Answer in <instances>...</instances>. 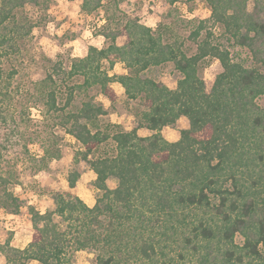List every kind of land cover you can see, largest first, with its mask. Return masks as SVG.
I'll list each match as a JSON object with an SVG mask.
<instances>
[{
	"label": "trees",
	"instance_id": "trees-1",
	"mask_svg": "<svg viewBox=\"0 0 264 264\" xmlns=\"http://www.w3.org/2000/svg\"><path fill=\"white\" fill-rule=\"evenodd\" d=\"M48 1L0 0L1 101L10 96L16 73L3 70V58L31 37L33 24L24 8L47 9ZM204 1L210 15L192 20V54L170 24L153 28L137 14L128 17L124 0L81 1L79 9L86 13L106 7L108 23L100 32L106 44L89 45L68 70L54 67L63 85L82 77L80 83L65 84L61 106L55 74L33 87L47 111L59 113V124L81 144L73 160L85 161L94 172L95 202L89 206L75 192L80 176L75 169L66 172L64 187L59 180L38 185L37 192L49 195L54 206L43 212L28 206L31 238L22 248L11 244V230L2 231L0 253L6 264H71L74 252L83 249L95 251L94 264H264V105L257 103L264 96V0ZM215 26L220 37L211 30ZM222 38L246 48L252 64L234 60ZM206 58L221 66L209 91L198 68ZM117 62L126 72L110 74ZM166 63L178 73L174 88L151 75ZM113 82L123 87L126 98L145 105L139 120L149 135H139L137 127L92 131L105 113L93 96L76 112L65 111L75 91L93 86L115 99ZM181 116L188 127L179 130L177 140L164 138L162 128ZM0 120L8 122L2 109ZM108 140L111 149L95 155ZM6 149L1 142L0 208L18 213L21 204L8 188L15 165L3 170L9 162ZM59 155L52 145L43 148L41 159ZM109 177L117 180L113 188L107 185Z\"/></svg>",
	"mask_w": 264,
	"mask_h": 264
},
{
	"label": "rangeland",
	"instance_id": "rangeland-1",
	"mask_svg": "<svg viewBox=\"0 0 264 264\" xmlns=\"http://www.w3.org/2000/svg\"><path fill=\"white\" fill-rule=\"evenodd\" d=\"M81 1L49 0L47 9L27 5L24 13L33 24L31 37L18 52L10 53L2 61L5 72L12 70L16 72L10 80L8 88L10 96L3 101L0 96V109L8 119L6 124L0 120V143L7 146L4 157L9 161L5 162L3 170L15 165L14 177L10 180L8 188L18 198L21 207L18 213L0 208V241L3 240L2 231L11 230L13 232L11 244L15 247H24L31 238L28 206H34L42 212L54 206L49 195L37 192L39 186L56 183L59 180L57 185L64 187L66 172L75 169L80 173L75 192L87 204L89 198L95 200L97 194L96 189L90 187V183L95 178L94 172L85 161L80 160L75 163L73 160L77 150L82 149L81 144L59 124L57 117L59 113L47 111L42 100H38V94L33 87V82L44 78L48 73H53L55 79L58 78L53 70L54 67L59 64L63 70H68L71 60L74 57L84 56L89 45L100 48L106 44L100 34L104 25L108 23L106 7L102 6L92 13H86L79 9ZM122 6L128 17L137 14L141 22L147 26L154 28L159 24H170L175 34L184 42L188 54L194 53L196 47L188 37L193 29L192 20L208 18L210 15V8L204 0H176L173 4H168L164 0H124ZM207 25L210 27V23ZM211 30L214 31L215 36L220 37L218 26L211 27ZM221 43L229 50L234 60L246 66L252 64L250 53L246 48L234 45L226 38H222ZM198 68L206 90L209 91L216 74L221 71L220 63L215 58H206L200 62ZM125 72L126 69L121 62L115 64L109 71L110 74ZM151 75L170 88L175 87L178 77L172 63L156 67ZM56 81L59 84L57 104L61 106L66 98L65 84L80 83L82 77L76 75L73 79L66 80L65 86L60 79ZM111 86L117 94L115 99H108L93 86L75 91L65 111L76 112L82 101L93 96L97 103L102 104L105 113L97 117L96 126H90L92 131L98 128L112 132L116 129L130 130L137 127L139 135H149L151 130L140 126L139 113L146 108L142 101L126 98L123 87L117 82H113ZM257 103L264 105V96H259ZM80 122L83 123L84 120L80 119ZM187 127V118L181 116L174 125L163 127L161 133L167 140L174 141L179 137V130ZM52 145L59 148L60 155L58 158H47L45 160L47 165L44 167L45 162L41 159L43 148H51ZM112 145L108 140L95 155L109 151ZM28 155L30 159L27 158ZM106 182L113 188L117 180L109 177ZM235 241L241 244V236H236ZM94 259V250H78L74 252L71 264H94ZM0 264H6L1 253ZM27 264L40 263L32 260Z\"/></svg>",
	"mask_w": 264,
	"mask_h": 264
},
{
	"label": "crops",
	"instance_id": "crops-1",
	"mask_svg": "<svg viewBox=\"0 0 264 264\" xmlns=\"http://www.w3.org/2000/svg\"><path fill=\"white\" fill-rule=\"evenodd\" d=\"M117 63H118V62H117ZM117 63H116V64H117ZM114 66H115V65H114ZM94 202H95V200H94V199L92 200V199H90V198H89V203H88V205H89V206H91V205H93V204H94Z\"/></svg>",
	"mask_w": 264,
	"mask_h": 264
}]
</instances>
